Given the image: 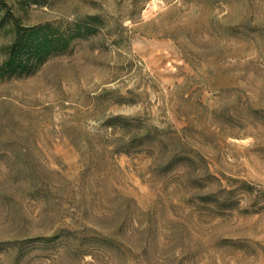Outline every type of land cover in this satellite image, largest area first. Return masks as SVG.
I'll use <instances>...</instances> for the list:
<instances>
[{"label":"rangeland","instance_id":"1","mask_svg":"<svg viewBox=\"0 0 264 264\" xmlns=\"http://www.w3.org/2000/svg\"><path fill=\"white\" fill-rule=\"evenodd\" d=\"M88 15L94 34L0 78V264H264V0H43L23 21ZM117 114L189 170L122 152Z\"/></svg>","mask_w":264,"mask_h":264},{"label":"trees","instance_id":"2","mask_svg":"<svg viewBox=\"0 0 264 264\" xmlns=\"http://www.w3.org/2000/svg\"><path fill=\"white\" fill-rule=\"evenodd\" d=\"M42 3L43 0H0V33H6L9 37L0 46V78L31 74L49 57L65 52L74 39H84L96 32L97 15H88L84 20L60 25L51 22L24 24L26 7ZM136 117L117 114L105 120L109 128L121 131L117 143L121 146L120 150L129 153L131 146L138 144L144 146L150 156H155L154 163L159 171L189 170L192 157L187 150L183 146H168L166 131L156 125H135L130 119ZM205 171L209 173L207 167ZM188 174L194 187L199 188L197 176L189 171ZM202 196L207 198L210 195L207 193Z\"/></svg>","mask_w":264,"mask_h":264}]
</instances>
